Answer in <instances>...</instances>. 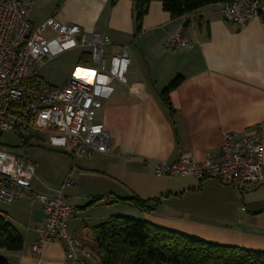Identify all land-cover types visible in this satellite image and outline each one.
<instances>
[{"label":"crops","instance_id":"crops-1","mask_svg":"<svg viewBox=\"0 0 264 264\" xmlns=\"http://www.w3.org/2000/svg\"><path fill=\"white\" fill-rule=\"evenodd\" d=\"M41 2H47L43 12L30 11L33 24L55 15L108 37L106 58L121 54L123 47L128 51L125 80L112 78L96 86L101 107L95 120L109 133L110 152L73 158L56 148L62 154L52 153L54 175L33 163L31 189L48 192L70 180L63 188L75 208L68 228L91 252L85 264H99L92 248L93 227L114 214L212 243L264 251V184L241 192L213 176H177L180 179L172 181L153 171L158 160L217 157L224 130L241 136L261 125L264 140V20L228 22L220 16L219 4L171 18L161 2L152 0L135 34L131 0L112 5L109 0ZM185 20L182 34L189 45L178 48L171 38ZM52 49H57L55 43ZM78 63L82 67L75 73L90 79L94 65ZM175 76L180 80L168 91L169 113L160 94ZM134 195L150 199L151 210L115 201ZM3 203L0 209L23 237L20 250L0 249L9 264H73L66 260L59 238L39 252L32 250L44 219L41 204L27 199Z\"/></svg>","mask_w":264,"mask_h":264},{"label":"built area","instance_id":"built-area-1","mask_svg":"<svg viewBox=\"0 0 264 264\" xmlns=\"http://www.w3.org/2000/svg\"><path fill=\"white\" fill-rule=\"evenodd\" d=\"M35 0H0V134L16 132L17 137L45 135L51 147L67 151L73 158L110 152V137L101 122L95 120L101 101L96 86L112 78L125 80L129 64L127 47L121 54L106 58V36L87 31L77 23H64L55 15L33 24L30 11ZM264 0H233L219 4L220 16L235 24L262 19ZM60 49L87 47L94 65L90 79L77 73L69 75L61 86L45 83L38 69L52 60ZM178 48L189 44L181 28L172 36ZM20 139V137H19ZM262 126L241 136L231 130L222 132L217 157L206 154L202 160L181 156L172 161L154 162L156 176H206L218 178L237 191L249 192L264 184V143ZM33 163L14 151L0 146V201L11 203L27 199L41 204L44 219L37 227L32 245L39 252L45 243L59 238L65 244V258L73 264H85L91 257L84 240L69 232L75 208L63 194L69 179L52 191L31 189Z\"/></svg>","mask_w":264,"mask_h":264},{"label":"trees","instance_id":"trees-1","mask_svg":"<svg viewBox=\"0 0 264 264\" xmlns=\"http://www.w3.org/2000/svg\"><path fill=\"white\" fill-rule=\"evenodd\" d=\"M116 0H109L112 5ZM134 32L138 34L147 6L152 0H131ZM171 18L210 5L233 0H158ZM264 20V10L262 11ZM188 25L182 22L181 31ZM90 53L83 51L78 62H88ZM175 76L160 94L163 104L172 113L168 91L178 84ZM20 146H26L32 134L19 136ZM18 137V138H19ZM101 197H97L93 202ZM141 211H150V199L138 196L121 197L117 200ZM23 237L8 220L6 212L0 209V249L17 251L22 248ZM92 248L97 253L99 264H264V251L244 249L238 246L217 244L187 234L151 224L143 219L114 214L93 227ZM0 264H9L0 255Z\"/></svg>","mask_w":264,"mask_h":264},{"label":"rangeland","instance_id":"rangeland-1","mask_svg":"<svg viewBox=\"0 0 264 264\" xmlns=\"http://www.w3.org/2000/svg\"><path fill=\"white\" fill-rule=\"evenodd\" d=\"M41 1L42 0L34 1L31 14L33 13V11H44L47 2L43 3ZM88 50L89 49L87 47L67 49H60L57 47L55 52H59L52 60L44 63L38 69V76L47 84L61 86L63 80L67 76L75 73L78 68L82 67L80 63H78V56L81 51ZM39 137L41 139H32L28 145L20 146V141L16 135V132H3L0 134V146L13 148L15 152L22 155L24 158L29 159L32 163H36V165H38V168H41L45 172L48 171L53 174L52 171L54 169V154L52 153L60 154L61 152L47 144L44 139L46 137L45 135ZM149 178L151 179L150 176ZM153 179L156 180V176H153ZM159 179H163V177ZM168 179L173 181L180 178L177 176H170L168 177ZM0 206H4V203L2 201H0ZM93 254L95 257L97 256L96 252Z\"/></svg>","mask_w":264,"mask_h":264}]
</instances>
